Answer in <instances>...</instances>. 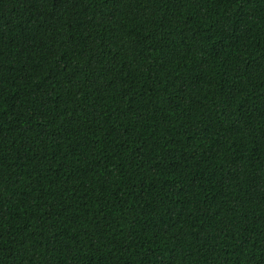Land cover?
<instances>
[{"label": "trees", "instance_id": "1", "mask_svg": "<svg viewBox=\"0 0 264 264\" xmlns=\"http://www.w3.org/2000/svg\"><path fill=\"white\" fill-rule=\"evenodd\" d=\"M0 264H264V0H0Z\"/></svg>", "mask_w": 264, "mask_h": 264}]
</instances>
